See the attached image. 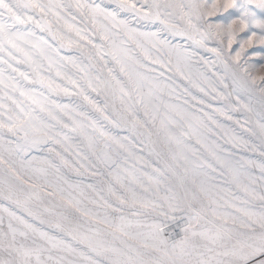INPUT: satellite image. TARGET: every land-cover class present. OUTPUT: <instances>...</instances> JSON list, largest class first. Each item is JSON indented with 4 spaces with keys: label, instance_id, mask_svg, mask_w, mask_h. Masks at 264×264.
I'll return each mask as SVG.
<instances>
[{
    "label": "snow or ice",
    "instance_id": "6c2138e0",
    "mask_svg": "<svg viewBox=\"0 0 264 264\" xmlns=\"http://www.w3.org/2000/svg\"><path fill=\"white\" fill-rule=\"evenodd\" d=\"M258 67L264 0H0V264H264Z\"/></svg>",
    "mask_w": 264,
    "mask_h": 264
},
{
    "label": "rangeland",
    "instance_id": "374dc122",
    "mask_svg": "<svg viewBox=\"0 0 264 264\" xmlns=\"http://www.w3.org/2000/svg\"><path fill=\"white\" fill-rule=\"evenodd\" d=\"M44 2H49V0H44ZM52 2H60V0H52ZM96 2L99 3L100 0H96ZM129 2H132V0H129ZM143 2H144V0H139V3H143ZM148 2L151 3L152 0H148ZM157 2L164 3L165 0H157ZM168 2H175V0H168ZM184 2H186V3L187 2H193V0H184ZM104 3H106V4L109 3V0H104ZM132 24H133V26H136V19L134 17L132 18ZM152 30H154V29L141 28V31H152ZM212 46L213 45L209 44V47H212ZM73 47H75V46L73 45ZM202 54H204L207 57H210L211 59H215V56L213 54H211V53L203 52V50H202ZM254 75H258V76L259 75H264V68L258 67L257 70L254 72ZM2 95H3V93H2V91H0V96H2ZM63 102L67 103L68 102L67 98H65L63 100ZM0 103H3V101L0 100ZM0 112H5L6 113V106H5V109L4 110H0ZM221 119H223V117H221ZM245 126L247 127V125H245ZM3 159H4V157L2 155H0V169H4V168L7 167V165H5L3 163ZM257 175H258V171H257ZM2 180H3V173H2V171H0V181H2ZM61 203H63V202L59 201V199H56V204L59 205Z\"/></svg>",
    "mask_w": 264,
    "mask_h": 264
}]
</instances>
